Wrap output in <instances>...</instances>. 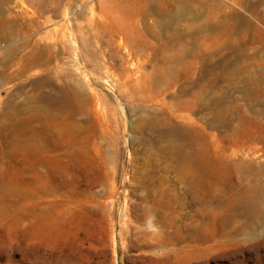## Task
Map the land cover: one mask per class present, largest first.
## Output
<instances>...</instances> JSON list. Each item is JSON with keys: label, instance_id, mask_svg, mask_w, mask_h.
Masks as SVG:
<instances>
[{"label": "rangeland", "instance_id": "obj_1", "mask_svg": "<svg viewBox=\"0 0 264 264\" xmlns=\"http://www.w3.org/2000/svg\"><path fill=\"white\" fill-rule=\"evenodd\" d=\"M0 264H264V0H0Z\"/></svg>", "mask_w": 264, "mask_h": 264}, {"label": "bare ground", "instance_id": "obj_2", "mask_svg": "<svg viewBox=\"0 0 264 264\" xmlns=\"http://www.w3.org/2000/svg\"><path fill=\"white\" fill-rule=\"evenodd\" d=\"M60 15V14H59ZM63 16V14L61 15V17ZM60 17V18H61ZM89 20V19H88ZM90 21V20H89ZM103 21V20H102ZM92 22V21H91ZM89 25V24H88ZM92 26V25H91ZM58 28H59V26H58ZM62 30V25H60V28L59 29H56V31H61ZM62 35H63V33L62 32H60V35L58 34V35H56L55 36V38L53 39V41H54V43H57L58 44V49H59V51H61V53H62ZM63 36H65V35H63ZM64 40H65V38H64ZM48 48H50V49H48L49 50V52H53L52 50H51V47H48ZM52 48H54V47H52ZM51 54V53H50ZM186 161V160H185ZM186 169H188V167H186ZM148 174V173H147ZM146 174V175H147ZM156 174V173H155ZM145 180V179H144ZM147 180V179H146ZM150 184H152V182L150 183Z\"/></svg>", "mask_w": 264, "mask_h": 264}]
</instances>
